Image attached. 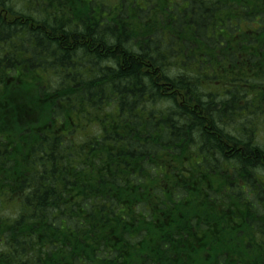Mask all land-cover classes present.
Masks as SVG:
<instances>
[{"label": "trees", "instance_id": "obj_1", "mask_svg": "<svg viewBox=\"0 0 264 264\" xmlns=\"http://www.w3.org/2000/svg\"><path fill=\"white\" fill-rule=\"evenodd\" d=\"M40 1L0 0V264H264V0Z\"/></svg>", "mask_w": 264, "mask_h": 264}, {"label": "rangeland", "instance_id": "obj_2", "mask_svg": "<svg viewBox=\"0 0 264 264\" xmlns=\"http://www.w3.org/2000/svg\"><path fill=\"white\" fill-rule=\"evenodd\" d=\"M31 1H33V2H35V0H13V3H12V5H13V7L16 9V10H18V11H24L23 10V8H25V6L26 5H28V3L29 2H31ZM45 2H46V0H45ZM109 2V1H108ZM10 4H11V2H10ZM37 4H39V5H41V6H44L43 5V0H41L39 3H37ZM11 5V6H12ZM2 11V9L0 10V12ZM56 13H60L59 11L58 12H56ZM6 16V15H5Z\"/></svg>", "mask_w": 264, "mask_h": 264}, {"label": "bare ground", "instance_id": "obj_3", "mask_svg": "<svg viewBox=\"0 0 264 264\" xmlns=\"http://www.w3.org/2000/svg\"><path fill=\"white\" fill-rule=\"evenodd\" d=\"M90 24V23H89Z\"/></svg>", "mask_w": 264, "mask_h": 264}]
</instances>
